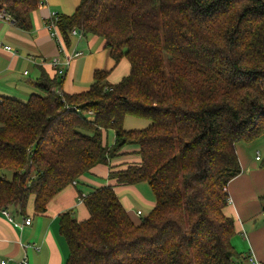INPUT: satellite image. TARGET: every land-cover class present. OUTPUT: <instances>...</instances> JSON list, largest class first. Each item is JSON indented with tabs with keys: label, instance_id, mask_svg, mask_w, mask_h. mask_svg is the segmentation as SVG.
Returning <instances> with one entry per match:
<instances>
[{
	"label": "trees",
	"instance_id": "16d2710c",
	"mask_svg": "<svg viewBox=\"0 0 264 264\" xmlns=\"http://www.w3.org/2000/svg\"><path fill=\"white\" fill-rule=\"evenodd\" d=\"M41 3L0 0V12L30 31ZM54 19L66 47L74 28L98 36L129 72L110 84L107 71H94L79 93L42 73L26 101L0 96V209L24 215L32 196L43 213L78 177L135 145L140 162L108 177L146 182L154 207L134 224L112 186L79 195L89 217L59 216L65 264H236L223 210L241 172L235 145L264 135V0H79ZM126 117L148 125L126 129Z\"/></svg>",
	"mask_w": 264,
	"mask_h": 264
},
{
	"label": "crops",
	"instance_id": "0c3cea01",
	"mask_svg": "<svg viewBox=\"0 0 264 264\" xmlns=\"http://www.w3.org/2000/svg\"><path fill=\"white\" fill-rule=\"evenodd\" d=\"M78 2L42 0L31 14L30 31L15 27L11 20L0 19V96L26 101L31 94L37 93L32 83L42 73L49 77L57 74L52 65L53 59L63 61L76 53L78 55L72 58L64 75L59 78L65 93L88 90L93 83L94 71H107L106 80L110 84L117 83L128 74V61L122 59L115 63L105 48L104 40L98 36L70 32L68 47L64 45L57 28V37L51 36L48 22L52 16L71 15ZM128 119L131 120L130 125L135 127L125 125ZM142 120L126 117L124 127L144 128L148 121ZM108 135L109 130L103 131L102 140L111 146L114 144V133L112 144L108 143ZM258 139L241 141L235 145L241 172L227 185L228 203L223 212L234 222L235 233L231 243L237 253L236 264H264V200L259 199L264 193V160L262 162L261 157L257 160L256 156L253 158L249 154L250 149L260 144ZM137 150V146L127 145L108 165L93 167L88 172L92 176L85 173L78 177L75 184L66 186L48 202L43 213L35 212L32 196L27 202L24 215L17 206L0 209V261L21 264L26 259L27 264H65L68 248L59 233V216L70 212L77 221L86 220L89 213L79 195H86L92 189L104 185L113 187L131 222L138 224L141 219L139 216L147 215L155 205V195L151 188L146 182L123 185L108 177L109 171H122L129 165L138 164L140 158ZM130 154L134 156L132 159L125 157ZM94 176L106 180L95 181ZM25 219H30L31 223L25 225Z\"/></svg>",
	"mask_w": 264,
	"mask_h": 264
},
{
	"label": "built area",
	"instance_id": "2783aa9c",
	"mask_svg": "<svg viewBox=\"0 0 264 264\" xmlns=\"http://www.w3.org/2000/svg\"><path fill=\"white\" fill-rule=\"evenodd\" d=\"M55 14L52 16L51 20L48 22V30L51 31V36L52 37H57L56 36V25H55ZM0 19L2 20H6V21H9L10 20V16H8L5 12H0ZM72 34H77L79 33V31L77 29H73L71 31ZM6 49H10L9 47H7ZM78 55V53H76L74 56H70V57H67L65 60L61 61L60 59H53L52 60V65L53 67L56 69V73L58 76L62 77L66 71V69L69 67L70 63H71V60L73 57H76ZM26 73V72H25ZM256 159L259 160L260 159V156L259 154L257 153L256 155ZM72 184H75V182H73ZM3 213L5 214L6 212L3 211ZM138 215H140V211L137 212ZM264 214V212H263ZM31 223V220L30 219H25L24 220V224L25 225H29ZM0 264H7L6 261H0ZM21 264H27V260L26 259H23L22 260V263Z\"/></svg>",
	"mask_w": 264,
	"mask_h": 264
},
{
	"label": "rangeland",
	"instance_id": "374dc122",
	"mask_svg": "<svg viewBox=\"0 0 264 264\" xmlns=\"http://www.w3.org/2000/svg\"><path fill=\"white\" fill-rule=\"evenodd\" d=\"M130 121H131V120L128 119V120L126 121L125 125H127V126L130 125ZM133 121H138V120H133ZM142 121H143V120H142ZM130 127H135V126L130 125ZM258 140L260 141V144L257 145L256 147H253L252 149H250V150H249V152H250L249 154H250V156H252V157L254 158V156H256L257 153H258L259 156L262 158V162H263V160H264V136L259 137ZM108 143H109V144H112V143H113V131H112V130H109ZM256 150H257V153H256ZM125 157H127L128 159H132L134 156H133V154H130V155L125 156ZM87 175L92 176L91 173H88ZM6 176H7V178L9 179L10 176H11V174H10V173H6ZM93 178H94L95 181L106 180V178H104V177L98 178L97 176H94ZM103 184H104V183H103ZM84 189H87V188H84ZM259 199H260V200H264V193H262V194L259 196ZM262 204H264V203H262ZM263 206H264V205H263ZM263 208H264V207H263ZM139 218H142V217L139 216ZM139 220H140V219H139Z\"/></svg>",
	"mask_w": 264,
	"mask_h": 264
},
{
	"label": "bare ground",
	"instance_id": "6f19581e",
	"mask_svg": "<svg viewBox=\"0 0 264 264\" xmlns=\"http://www.w3.org/2000/svg\"><path fill=\"white\" fill-rule=\"evenodd\" d=\"M81 198V197H80Z\"/></svg>",
	"mask_w": 264,
	"mask_h": 264
}]
</instances>
